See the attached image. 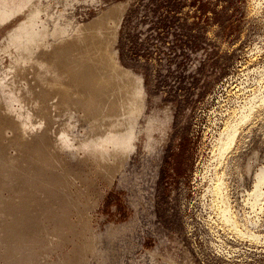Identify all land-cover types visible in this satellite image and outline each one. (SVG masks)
Masks as SVG:
<instances>
[{"label": "rangeland", "instance_id": "rangeland-1", "mask_svg": "<svg viewBox=\"0 0 264 264\" xmlns=\"http://www.w3.org/2000/svg\"><path fill=\"white\" fill-rule=\"evenodd\" d=\"M28 2L0 17V101L10 108L19 104L8 100L7 84L22 64L119 9L107 20L113 39L104 48L107 103L122 108L105 121L117 133L111 139L73 106L72 141L60 148L66 170L84 172L78 143L92 132L116 148L107 162L117 169L110 183L95 181L86 201L78 197L81 180L68 188L63 167L31 143L34 133L16 145L34 147L24 156L6 141L0 264H79L85 243L83 264H264V201L250 203L264 172V0ZM236 125L234 143L218 158L220 138ZM72 205L86 210L85 231L73 215L68 228Z\"/></svg>", "mask_w": 264, "mask_h": 264}, {"label": "bare ground", "instance_id": "bare-ground-1", "mask_svg": "<svg viewBox=\"0 0 264 264\" xmlns=\"http://www.w3.org/2000/svg\"><path fill=\"white\" fill-rule=\"evenodd\" d=\"M25 1L28 2V0H0V17L6 18V13L18 9ZM20 12H22V8L16 12V16ZM118 14V8L110 9L98 19L79 26L70 38L60 40L56 46L46 51V55L35 59L29 66L22 64L13 73V79L7 84L10 89L8 100H12L14 104H19L18 108H10L3 101H0V154H7L4 144L6 141L15 146L19 142L21 145H26V142H29L28 134L34 133L31 143L41 148L42 154L50 164L56 163L63 167L64 176L70 179L68 188L75 185L76 179L81 180L82 187H78L80 191L78 197H82L86 201L90 200V191H94L93 186L97 179L101 178L104 182L113 180L112 177L115 175L117 164H109L107 157L115 152L116 148L109 150L105 142L106 139H100L92 132H88L79 139L78 143V149L83 154L80 163L82 166H89L80 173L66 170L60 148L70 145L72 141V137H69L67 132L71 126L69 110L73 106L83 109L85 115L93 118L95 128L98 131L100 129L106 131L111 139L117 133L105 121L107 117L111 118V115L117 116L122 108L114 101L107 103L109 89L106 87L107 78L104 71L109 65V59L104 48L113 39V30L108 27L107 20L116 21ZM36 18H40V16H36ZM38 24H40V20H38ZM20 32H24V30H20ZM30 38L33 40L31 36ZM24 40H28V34H24ZM18 42H22L20 34H18ZM72 100L73 103L71 104ZM249 109L248 114H244V112L240 115L239 123L247 121L251 113V108L249 107ZM62 116H68L67 120L63 121ZM237 126L225 129L226 131L222 135L224 138L219 140L218 158L223 157L234 143L236 130H238L236 129ZM32 148L34 147L29 144L16 148L14 152L19 156H24L27 154V150ZM6 159L8 158L6 157ZM218 185L214 188L216 189L215 193L221 195ZM250 196L252 207L258 206L262 200L264 201L263 171L256 175L255 187ZM227 208H222V215L226 222L232 220L229 219L230 210L228 211ZM260 210L262 211L261 207ZM65 211L67 212L64 217L69 229L75 228V224L69 221L72 215L76 217V225H83L84 231L87 229L86 210L77 205H72L71 210L68 208ZM231 225L235 226L234 222ZM250 236L253 239L258 238V235L254 234H250ZM86 250L87 243L76 254L79 264L84 263L83 253Z\"/></svg>", "mask_w": 264, "mask_h": 264}]
</instances>
